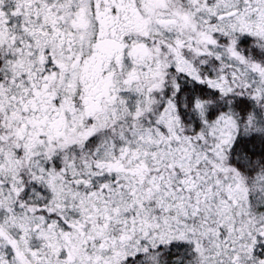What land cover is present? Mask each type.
Masks as SVG:
<instances>
[{
	"label": "snow or ice",
	"instance_id": "6c2138e0",
	"mask_svg": "<svg viewBox=\"0 0 264 264\" xmlns=\"http://www.w3.org/2000/svg\"><path fill=\"white\" fill-rule=\"evenodd\" d=\"M0 264H264V0H0Z\"/></svg>",
	"mask_w": 264,
	"mask_h": 264
}]
</instances>
